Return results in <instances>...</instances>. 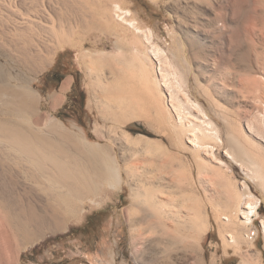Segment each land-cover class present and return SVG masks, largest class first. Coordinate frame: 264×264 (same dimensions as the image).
Wrapping results in <instances>:
<instances>
[{"label": "rangeland", "instance_id": "rangeland-1", "mask_svg": "<svg viewBox=\"0 0 264 264\" xmlns=\"http://www.w3.org/2000/svg\"><path fill=\"white\" fill-rule=\"evenodd\" d=\"M115 3L130 9L142 28L152 29L154 41L188 81L191 96L218 123L224 142L214 143V152L228 167L194 153L167 102L158 107L157 90H165L157 89L155 81L147 99L142 95L144 114L123 119L120 104L145 100L133 91L136 72L133 64L124 63L127 55L139 53L152 79L158 76L143 37L114 20ZM62 30L69 31V41H59ZM99 56L109 59L98 65ZM48 59L40 72H33L38 61ZM0 65L12 90H21L26 79L25 88L38 92L36 116L18 118L15 110L7 111L5 100L14 95L6 94L0 97V119H18L40 136H47L54 120L74 140L102 154L120 176L114 186L101 182L62 228L39 231L20 245L13 264H242L245 256L252 264H264V187L247 171V158L264 170V0H0ZM231 145L244 150L235 159L225 152ZM24 161L14 194L22 206L43 214L53 202L47 191L52 183L32 176ZM81 162L93 159L89 154ZM228 180L237 190L246 181L260 201L239 245L228 240V227H222V217L234 208ZM137 191L149 211L158 204L168 213L161 228L131 224L130 213L139 209L133 205ZM194 206L206 217L196 236ZM4 215L0 213V264H5L1 255L9 235H14ZM251 228L258 229L254 240L247 238Z\"/></svg>", "mask_w": 264, "mask_h": 264}, {"label": "bare ground", "instance_id": "bare-ground-1", "mask_svg": "<svg viewBox=\"0 0 264 264\" xmlns=\"http://www.w3.org/2000/svg\"><path fill=\"white\" fill-rule=\"evenodd\" d=\"M89 12L90 11L87 12L88 16L90 15ZM92 16L94 17L93 14ZM112 16L114 20L126 24V26L132 28L133 31L139 33L143 37L144 41L148 45V53L151 55L150 58L156 62L155 66L158 77L152 79L148 71L149 67H147V62L145 63L144 60L140 61V58L138 57L139 53H135L136 57H134V54L131 55L127 53L128 55L125 58L126 62L124 63L133 64V66H135L136 75L135 77L133 76L137 82V88L133 86L135 88L133 91H136L135 95L139 98L142 97V99L144 97L142 96L143 94L146 97V94L148 93L147 90H151V82L155 81L154 83L157 89L162 86L165 92L162 90L160 91V89L157 90V104L161 105L164 101L167 102L166 104H168V108L175 115V119H177L178 123H176V125L180 124V127H177H179V129L181 128L180 132L183 133L187 142L191 144L194 153L202 152L212 161L217 162L220 166L228 167L227 163L223 159L218 158L214 152L215 144L221 145L224 142L218 123H216L215 120L209 116L206 111L207 109H205L203 104L191 96L188 81L181 73V70L176 67V64L168 55L167 51L154 41L152 29L142 28L139 25L138 20L132 17V11L130 9H124L120 3L114 4ZM78 18H76V20H78ZM60 28L63 29L62 27ZM63 30L59 36V41H69L70 39H67V34L69 35V33H66L69 31L63 32ZM91 58L94 61V57ZM107 58L109 59V57ZM107 58L99 56L97 58V64H105L107 62ZM50 59H48L47 62L45 60L43 63H40L43 68L50 62ZM127 81L128 79L123 82L127 85ZM121 83L119 86L123 87L121 86ZM68 84L69 82L66 81L63 88L66 89ZM118 89L120 90V88ZM121 89L124 90L123 88ZM159 91L166 96V100L161 97L162 94H159ZM6 94H12L11 88L6 85H1L0 97H3ZM37 94L38 92H34L30 88H25L23 92L24 118H31L37 115V112L34 109ZM132 98L134 99V97ZM58 99V97H55L54 101L57 102ZM117 99L120 101L123 100L122 98ZM146 99L144 101L141 100V103H135L139 100L138 98H135L134 104L131 103L130 105L125 104L126 102H123L125 100L122 101L123 104H120L118 101L122 107L121 116L123 119L139 117V115L143 112L142 102L147 103ZM128 102L129 101L127 100V103ZM5 104L7 107L5 109H8L7 111L11 109L12 111L15 110V103L11 100V98L5 100ZM146 105L144 108H147ZM160 105L158 107H161ZM166 109L165 111H167ZM14 113H16V110ZM251 129L253 128L251 127ZM32 131L30 128H26L25 124H18V120L16 119H0V213L5 214V219L3 218L2 220L11 225V229H13L14 233L13 236L9 235L6 243L7 250L4 248L6 251L4 250V252H2L4 255H1L5 264H13L17 248L35 238L39 231L44 229L62 228L68 217L79 212L82 201L87 196L98 190L97 188L101 182H106L109 185L114 186L120 181L118 168L112 167L110 162L104 159L102 154L98 151L93 150L91 146H87L86 148L80 139L74 140V137L71 136L72 134L70 135L62 131L60 123L54 120L51 121L50 131L47 136L36 135L35 132ZM261 135H263L261 140L264 142V132H262ZM255 136L257 135L255 134ZM256 143L258 142L256 141ZM231 146L232 147L228 148L225 152L227 155L230 154L233 158L237 157V155H241V152L244 151L242 149L235 150V146ZM70 151L72 153H70ZM245 151L248 154L247 150ZM73 152H75V155ZM89 154L91 159H93V162L87 165L85 163L82 164L81 159L87 158ZM22 160L30 163L29 167L33 170L32 176L36 178L45 176L52 183L51 185H48L49 187L47 191L52 196L53 202L49 203L45 207L46 212L43 214L36 212V210L32 209L31 206H22L16 199V194H14L15 186L13 184L18 182L23 172L20 167V162H22ZM247 160L250 163L247 164V167H251V170L247 171L251 174L252 179L264 187V170L261 169L253 160L249 158H247ZM224 177L225 180L228 179L226 176ZM56 183L61 184L59 188L56 187ZM230 183L231 182L228 180V188H230V190L228 189V200L231 207L233 206L234 208H232V210H230V208L229 210L231 213L222 217L225 220L224 226L222 225V227H228V233H226L228 240L235 245H239L243 240L242 229H245L246 227H249V225L253 224V217L258 214L260 201L251 191V188L246 181L240 183L241 187L239 190H237L234 186H232L233 184ZM196 209L197 208L194 206L193 210L195 213L192 217V229L195 234L193 236H196V233L198 234V228L200 225L202 226V224H204V219L206 218L202 214V210H200V208H198L199 210ZM237 210H239V214H237ZM236 215H239L238 221L236 220ZM261 223L264 228V219L261 220ZM248 234L247 238H249ZM248 258L249 257L245 256L243 262L244 264H252L253 260L251 261L249 260L250 258Z\"/></svg>", "mask_w": 264, "mask_h": 264}, {"label": "crops", "instance_id": "crops-1", "mask_svg": "<svg viewBox=\"0 0 264 264\" xmlns=\"http://www.w3.org/2000/svg\"><path fill=\"white\" fill-rule=\"evenodd\" d=\"M40 63H41L40 61L37 62V66H36L35 69H33V72H35L36 70L38 72H40V70L42 68V65ZM7 75H8V73H6L1 68V65H0V86L1 85L9 86L4 81V79L7 78ZM26 82H27L26 79H24L22 85H19V87H22L21 90H19V89L12 90L11 89L12 90V95L15 96V97L12 96L13 99L11 98V100L15 103V110H16L18 118H20V117L24 118V115H23V109H24V95H23V92H24L25 86H26L24 83H26ZM16 120H18V119H16ZM18 124L23 125L22 123L19 122V120H18ZM147 190H149V189H147ZM146 191H145V193H146ZM150 191H151V193L154 196L153 190L150 189ZM139 197H140V192H138V191L135 192L133 205L137 206L136 208H139V209H134V211L132 213H130L129 220L131 221V224H133V225L146 224L148 226V229L149 228H152V229L161 228L160 225L165 224L167 222V219L169 218L168 213H166L165 210L160 209L158 204L157 205L154 204L158 208L157 210L154 207L153 210L149 211L147 208H145L142 205L143 202L142 203L139 202L140 201ZM204 224H205V219H204ZM177 227L179 228V224L178 223H177Z\"/></svg>", "mask_w": 264, "mask_h": 264}, {"label": "built area", "instance_id": "built-area-1", "mask_svg": "<svg viewBox=\"0 0 264 264\" xmlns=\"http://www.w3.org/2000/svg\"><path fill=\"white\" fill-rule=\"evenodd\" d=\"M249 238L250 239H255V237L258 235V229L256 230L255 228H251V230L248 232Z\"/></svg>", "mask_w": 264, "mask_h": 264}, {"label": "trees", "instance_id": "trees-1", "mask_svg": "<svg viewBox=\"0 0 264 264\" xmlns=\"http://www.w3.org/2000/svg\"><path fill=\"white\" fill-rule=\"evenodd\" d=\"M78 74H80V72H78ZM57 85V84H56Z\"/></svg>", "mask_w": 264, "mask_h": 264}]
</instances>
